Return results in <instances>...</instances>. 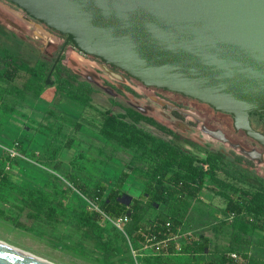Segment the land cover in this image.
Instances as JSON below:
<instances>
[{"label":"rangeland","instance_id":"374dc122","mask_svg":"<svg viewBox=\"0 0 264 264\" xmlns=\"http://www.w3.org/2000/svg\"><path fill=\"white\" fill-rule=\"evenodd\" d=\"M8 8L24 14L10 2L0 0V74L4 69L6 49L32 65L38 60L46 61L49 72L40 97L23 91L29 79L25 72L13 82L0 78V156L3 158L12 150L17 154L13 161L0 160V170L5 169L9 176L7 183L0 181V240L54 264H147L146 260L161 263L157 251L144 249L136 243L133 244L135 256L126 234L73 183L78 181L92 190L103 182L111 189L122 173H126L128 177L122 193L130 200L143 197L149 181L148 171L154 164L143 150L150 149L153 141L144 138L142 149L136 143L126 147L106 138L102 130L115 112H108L109 108L98 102L82 106L65 99L57 89L55 71L50 77L53 85L47 84L61 46L36 37L34 29L16 18ZM85 57L69 46L58 66L85 76L92 72ZM101 97V102H108V96ZM77 125H80L79 130ZM141 127L156 137L168 139L157 128ZM120 131L124 133L126 128ZM126 136L129 137L128 133ZM70 138L74 143L68 149L66 144ZM57 148L59 153L53 158ZM197 165L204 169L201 162ZM217 178L227 187L219 186L208 176L200 194L202 203L187 200L184 233L209 238V254H179L170 259L169 264H207L216 256L217 248L231 245L235 220L225 212L226 202L212 191L232 195L248 187L222 173H218ZM26 189L33 190L34 197H29ZM42 198L51 203L49 216L45 214L46 207L40 205ZM161 208L163 206L150 209L146 224L154 222ZM87 212L100 214L94 231L80 222ZM249 218L246 214L244 221ZM90 236H96L99 242L107 240L108 244L100 248ZM112 252L117 255L113 256ZM239 252L264 262V233L256 232L252 244L243 246ZM244 260L245 264H251V259L244 257Z\"/></svg>","mask_w":264,"mask_h":264},{"label":"water","instance_id":"95a60500","mask_svg":"<svg viewBox=\"0 0 264 264\" xmlns=\"http://www.w3.org/2000/svg\"><path fill=\"white\" fill-rule=\"evenodd\" d=\"M6 1L79 53L231 114L264 145L248 127L264 113V0ZM0 264L48 263L0 244Z\"/></svg>","mask_w":264,"mask_h":264},{"label":"trees","instance_id":"16d2710c","mask_svg":"<svg viewBox=\"0 0 264 264\" xmlns=\"http://www.w3.org/2000/svg\"><path fill=\"white\" fill-rule=\"evenodd\" d=\"M21 72L29 75L23 91L40 97L43 91V82L49 72L48 63L38 60L32 65L21 56L15 55L6 49L4 69L0 74V78L13 82ZM55 72L58 77L57 89L65 99L72 100L82 106H90L94 102H98L103 107H108V112H115L107 120V124L102 130L106 138L115 140L126 147L136 143L142 149H144V138L153 141L150 149L143 150L154 161L148 171L149 181L146 184L143 197L130 200L122 193L124 183L128 177L126 173H122L120 179L111 189L101 182L92 190H87L78 181H73L75 187L97 205L106 216L112 219H119L123 216L129 217L130 220L125 226V231L132 241V245L134 243L140 244L144 240L140 232L152 238L153 242H162L170 236L178 234L179 231H184L188 217L187 200L202 203L200 194L205 187L208 176L214 178L219 186L226 188L227 186L223 181L217 180V174L225 172L227 178L251 188L236 190L237 193L232 195L225 191H212L226 202L225 212L232 216L235 221L232 223L234 231L231 245L217 248L216 256L207 264H240L239 261L231 257L232 254L249 258V261L251 259V264H258L257 260H252L248 254L239 251L243 246L252 244V238L256 232L264 233V180L252 178L250 175L242 173L240 169L232 167L213 156L203 160L180 145L162 137L154 136L141 127L143 117L139 113L131 110H118L115 106L117 104L109 99L108 102L105 100L104 103L101 102L103 100L101 93L92 84L65 67L57 66ZM122 127L126 128L124 133L120 131ZM79 129L80 125H77V130ZM158 129L163 130L164 128L158 127ZM127 133L129 137L126 136ZM73 143L74 139L70 138L66 147L68 149L72 148ZM58 153L59 148L53 151L52 157L56 158ZM14 159L15 157L12 158L10 154L3 158L0 156L1 161L9 162ZM198 162L208 164L209 169L205 170L199 167ZM57 168H60V164L57 165ZM8 180L7 172L5 169H1L0 181L7 183ZM25 191L28 192L29 197H34L33 190L26 189ZM40 200V205L48 210L45 214L49 216L50 211H52L51 203L46 198ZM161 206L163 208L158 212L154 222L146 224V215L150 209ZM246 214L250 218L244 221ZM99 217L100 214L97 212H87L84 217L80 218V222L94 231L98 227ZM216 230L219 231V228ZM91 238L95 244L101 246L100 248L103 246L104 249L105 244H108L107 240L99 242L96 236ZM123 238L125 239V237ZM210 246L211 240L209 238L199 237L198 241L186 243L182 247L181 254L206 255L209 254ZM112 253L113 256L117 255V252ZM157 255L161 257V263L146 260L147 264H169L168 261L173 259L172 254H167L165 250Z\"/></svg>","mask_w":264,"mask_h":264},{"label":"flooded vegetation","instance_id":"af4514ba","mask_svg":"<svg viewBox=\"0 0 264 264\" xmlns=\"http://www.w3.org/2000/svg\"><path fill=\"white\" fill-rule=\"evenodd\" d=\"M8 9L34 29L36 37L61 46L54 65L56 68L67 48H73L72 44L65 36L31 20L25 13ZM85 61L92 72H87L85 76L76 74L92 84L101 95L108 96L118 109L139 113L143 117L141 125L157 129L162 127L163 130H158L168 137L167 140L199 158L216 157L252 178L264 180V145L249 135L244 125L237 126L231 114L180 93L145 86L94 57L86 56ZM248 125L251 131L264 138V113H250ZM221 173L227 177L225 172Z\"/></svg>","mask_w":264,"mask_h":264},{"label":"built area","instance_id":"2783aa9c","mask_svg":"<svg viewBox=\"0 0 264 264\" xmlns=\"http://www.w3.org/2000/svg\"><path fill=\"white\" fill-rule=\"evenodd\" d=\"M10 155L14 157L17 155L14 150L10 152ZM205 170L209 169L208 165H203ZM108 217V216H107ZM113 225L121 232L126 234V237L129 241V244L131 246V249L133 250V253L135 256H137V252L133 249L132 241L128 237L126 231H125V226L129 222V217L128 216H123L119 219H112L108 217ZM140 234L143 237V241L140 242V244L144 247V249L151 248L154 251L160 252L161 249L165 250L167 254L171 253L172 255H177L180 254L182 251L183 244L186 243V238L192 236L191 234L183 233L182 231H179L178 234H175L173 236H170L167 240H164L162 242H153L152 238H149L145 233L140 232ZM188 243V242H187ZM231 257L237 261L240 262V264H245V260L243 257L237 255V254H232Z\"/></svg>","mask_w":264,"mask_h":264},{"label":"bare ground","instance_id":"6f19581e","mask_svg":"<svg viewBox=\"0 0 264 264\" xmlns=\"http://www.w3.org/2000/svg\"><path fill=\"white\" fill-rule=\"evenodd\" d=\"M0 244L5 245V246H7V247H9V248H11V249H14V250H16V251H18V252H21V253H23V254H25V255H28V256H30V257H33V258H35V259H38V260H40V261H43V262H45V263H48V264H54V263H51V262H49V261H47V260L41 259L40 257H38V256H36V255H34V254H32V253H29V252H27V251H25V250H22V249H19V248H17V247H14V246L10 245L9 243H6V242H4V241H2V240H0Z\"/></svg>","mask_w":264,"mask_h":264},{"label":"crops","instance_id":"0c3cea01","mask_svg":"<svg viewBox=\"0 0 264 264\" xmlns=\"http://www.w3.org/2000/svg\"><path fill=\"white\" fill-rule=\"evenodd\" d=\"M183 233H184V231H182ZM192 235V234H191ZM207 238V237H206ZM199 240V238H196V237H194L193 235L192 236H190V237H188V238H186V243L188 242H192V241H198ZM185 243V244H186ZM185 244H183V246L185 245ZM161 251H162V249H161ZM160 251V252H161ZM160 252H158V254L160 253ZM181 254V253H180ZM172 257H177V256H179V254H177V255H171ZM258 261V264H264V262H259V260H257Z\"/></svg>","mask_w":264,"mask_h":264}]
</instances>
